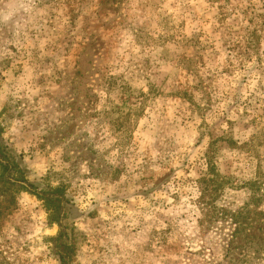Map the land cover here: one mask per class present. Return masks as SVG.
<instances>
[{
    "label": "rangeland",
    "instance_id": "374dc122",
    "mask_svg": "<svg viewBox=\"0 0 264 264\" xmlns=\"http://www.w3.org/2000/svg\"><path fill=\"white\" fill-rule=\"evenodd\" d=\"M0 143L71 264H264V0H0ZM60 230L21 191L0 264Z\"/></svg>",
    "mask_w": 264,
    "mask_h": 264
},
{
    "label": "trees",
    "instance_id": "16d2710c",
    "mask_svg": "<svg viewBox=\"0 0 264 264\" xmlns=\"http://www.w3.org/2000/svg\"><path fill=\"white\" fill-rule=\"evenodd\" d=\"M205 181L207 182L206 178L202 180V182ZM21 191L31 192L43 202L48 213L49 223L56 224L61 228L57 237L52 238L55 241V254L61 264H71L75 250L67 242V236L63 228V220L66 214V208L64 207L66 199L63 197L64 188H49L39 192L38 188L27 180L25 172L8 149L0 143V216L7 213V211L9 212L16 204L17 194ZM202 191L205 192V190Z\"/></svg>",
    "mask_w": 264,
    "mask_h": 264
}]
</instances>
